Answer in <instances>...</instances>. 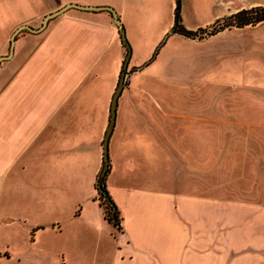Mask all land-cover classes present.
Wrapping results in <instances>:
<instances>
[{"label": "crops", "instance_id": "crops-1", "mask_svg": "<svg viewBox=\"0 0 264 264\" xmlns=\"http://www.w3.org/2000/svg\"><path fill=\"white\" fill-rule=\"evenodd\" d=\"M232 2L216 6L230 15L238 11ZM69 4L110 6L120 22L108 9L70 7L43 28L47 15ZM177 7L176 0H0V58L7 57L0 63V264L14 250L23 255L29 235L35 242L45 233L67 241L58 250L68 264H264V147L253 168L237 131L223 151L222 136L156 101L157 81L174 58L168 44L190 39L172 31ZM124 35L131 57L106 178L122 215L118 229L104 216L97 180L128 54ZM140 73L156 79L151 89L133 85ZM159 128L170 135L160 137ZM227 160L235 176L245 160L243 171L262 177L261 202L252 193L241 198L236 177L223 188Z\"/></svg>", "mask_w": 264, "mask_h": 264}, {"label": "rangeland", "instance_id": "rangeland-1", "mask_svg": "<svg viewBox=\"0 0 264 264\" xmlns=\"http://www.w3.org/2000/svg\"><path fill=\"white\" fill-rule=\"evenodd\" d=\"M224 1L228 0H181L182 23L189 29L206 27L208 32L211 31L215 21L229 15V10L225 13L224 7L216 6ZM232 1L233 10L236 6L238 11L264 5V0ZM166 49H170L174 58L165 78L157 81L160 92L155 96L157 103L166 111L188 115L181 119L195 118L192 120L203 123L206 126L205 134L216 139L217 135L222 136L223 151L230 149V134L233 130L237 131L239 150L253 153L247 161L254 168V153L264 147V21L226 28L203 38H190L179 46L169 43ZM155 80L140 73L134 77L133 85L151 89V82ZM141 94L146 101L153 103V98L150 99L143 92ZM158 114L162 115L161 110ZM246 120L253 121V125H235L236 121ZM159 134L165 139L170 132L159 128ZM244 161L241 160L243 164L238 166L239 173L235 176L237 165L232 166L235 170L230 169L227 160V166H222L219 176L222 186L229 188L233 183L231 180L236 177L237 182L234 183L236 188H240L241 198L252 193V200L260 201L262 177L251 171L246 174L243 171L247 166ZM210 162L206 160V186L214 183L213 165L210 166ZM27 244V251L22 256H18L16 250L12 252L8 264H68L58 250L67 244L60 237L45 233L32 242V236L29 235Z\"/></svg>", "mask_w": 264, "mask_h": 264}, {"label": "trees", "instance_id": "trees-1", "mask_svg": "<svg viewBox=\"0 0 264 264\" xmlns=\"http://www.w3.org/2000/svg\"><path fill=\"white\" fill-rule=\"evenodd\" d=\"M180 0H177V10L175 11L176 24L173 32L182 34L190 38H203L206 35L216 34L226 28L230 27H244L250 24H257L264 21V5L253 6L249 8L240 9L239 11L225 16L223 20L218 19L213 23V29L208 32L207 28L199 27L196 30L186 28L182 23L180 12ZM128 52L131 49L127 45ZM104 171V169H103ZM103 171L99 174L97 180V189L99 192V201L104 209L105 218L118 229L122 228V215L121 211L113 201L106 184V178L110 167L107 168L106 173Z\"/></svg>", "mask_w": 264, "mask_h": 264}, {"label": "water", "instance_id": "water-1", "mask_svg": "<svg viewBox=\"0 0 264 264\" xmlns=\"http://www.w3.org/2000/svg\"><path fill=\"white\" fill-rule=\"evenodd\" d=\"M70 7H77V8H81V9H89V10H94V9H108V10H111L116 18V21L117 22H120V18L117 16L115 10L110 7V6H83V5H79V4H69L65 7H63L62 9L56 11V12H53L49 15H47L44 19V22H43V28H45L50 19L58 16L59 14L65 12L66 10H68ZM23 28H28L32 31H39L40 29H35L31 26H26V27H23ZM41 28V29H43ZM124 40L126 42L127 45H129V42L128 40L125 38V35H124ZM130 46V45H129ZM130 57H131V49L129 50L128 54H127V57H126V60H125V64H124V71L122 73V76H121V81L116 89V92H115V95H114V100H113V104H112V119H111V124H110V127L108 129V132L106 134V137H105V167H104V171L103 173H106L107 171V168L109 166V155H108V144H109V138H110V135H111V132L113 130V127H114V123H115V115H116V108H117V103H118V98L125 86V77H126V74H127V67H128V64H129V60H130ZM7 57L4 56V57H1L0 58V63H1V60L3 59H6Z\"/></svg>", "mask_w": 264, "mask_h": 264}]
</instances>
